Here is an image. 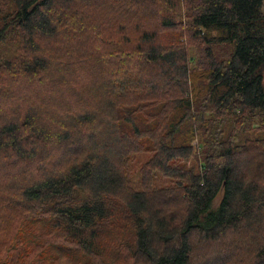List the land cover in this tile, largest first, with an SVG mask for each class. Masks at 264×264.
I'll return each mask as SVG.
<instances>
[{"label": "trees", "instance_id": "obj_1", "mask_svg": "<svg viewBox=\"0 0 264 264\" xmlns=\"http://www.w3.org/2000/svg\"><path fill=\"white\" fill-rule=\"evenodd\" d=\"M262 3L0 0V264H264Z\"/></svg>", "mask_w": 264, "mask_h": 264}, {"label": "rangeland", "instance_id": "obj_2", "mask_svg": "<svg viewBox=\"0 0 264 264\" xmlns=\"http://www.w3.org/2000/svg\"><path fill=\"white\" fill-rule=\"evenodd\" d=\"M155 2L156 3L152 6V9L158 8L160 6L158 1H155ZM150 6H151V4H149V7ZM262 12L264 14V0L262 3ZM50 42H47V43L51 44ZM263 74H264V72H263ZM104 78H105V76H104ZM21 108L22 107L20 106L19 109H21ZM194 142L195 141H193V144H194ZM152 155H153L152 151H146V150H142V149H138L137 151H135V152L132 151L130 153L129 159L126 163V170H127L128 174L131 178L133 186L136 187L138 185L140 173L143 172L142 169L144 167H146V163L150 160ZM198 157H200L199 152L196 149H194L192 155H190L188 158L180 159V160H174V161L170 162V165H172L174 167H180V168H189V169L194 170V172H197L198 167H199V158ZM153 184L155 185V187H158V188L170 187V186L175 185V179L165 177L162 174H157L155 176V178L153 179ZM218 200H219V198H217L215 200V202L217 203Z\"/></svg>", "mask_w": 264, "mask_h": 264}]
</instances>
